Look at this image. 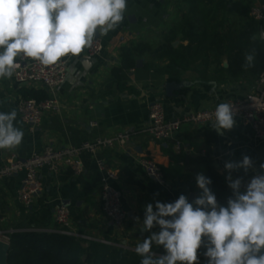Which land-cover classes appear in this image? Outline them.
Masks as SVG:
<instances>
[{
    "label": "crops",
    "instance_id": "crops-1",
    "mask_svg": "<svg viewBox=\"0 0 264 264\" xmlns=\"http://www.w3.org/2000/svg\"><path fill=\"white\" fill-rule=\"evenodd\" d=\"M241 4H247L251 9L264 6V0H245ZM180 5V0H127L124 19L120 24L106 35L98 33L97 39L101 41L103 50L92 57L86 48L80 56L70 57L67 80L57 90L62 111L60 114L45 112L41 124L34 129H30L21 119L20 104L24 99L21 89L43 88L36 84L19 85L13 81V76L0 79V112L16 110L14 126L24 132L18 147L0 149V165L11 154L25 160L48 144L63 147L119 131L133 133L126 145L100 149L95 154L86 153L81 174H75L68 167L57 174L46 168L41 169L39 179L42 190L29 207H25L17 197L23 173L2 178L0 230L36 227L55 231V208L63 204L70 212L73 235L85 239V245L88 241H104L111 229L112 238L122 239L123 246L135 250L136 245L150 235V232L140 230L143 221L141 209L146 204L173 202L181 194L193 201L200 193L194 162L198 153L193 143H201L206 130L211 132L212 155L219 174L227 177L229 173L224 168L225 162L239 161L242 154L252 158L254 167L247 174L243 170L234 171L232 178L243 177V184L246 185L253 175L259 174L260 165L264 163V144L254 139L251 128L236 116L234 127L223 135L212 128L214 121L198 126L183 125L167 142H157L141 131L148 123L149 108L154 102L162 104L168 118L182 117L212 109L222 101L243 98L256 82V78L249 75L203 81L192 71L183 72L178 80L168 79L164 70L167 62L157 58L167 45L160 43V34L179 24ZM251 18L250 15L248 28L259 34L262 25ZM140 40L153 44L154 48L140 58L142 67L136 66L126 73L122 81L124 86L119 87L112 70L121 64V47ZM85 57L96 58L90 69H86L82 63ZM17 62L20 65L19 57ZM146 63H152L153 67L144 68ZM224 64H227L226 61ZM170 82L174 87L168 91L167 84ZM93 121L97 125H91ZM177 140L183 143L181 153L184 159L176 161L171 153H178L175 150ZM141 157H150L165 167L174 162L178 170L176 185L172 186L169 181L167 185H161L150 178L140 165ZM97 159L116 173L111 185L119 191L128 215L125 227L119 233L102 210L101 173L97 168ZM192 186L194 190L190 189ZM151 231L158 232L159 227ZM201 249L205 251L204 247ZM0 264H8L6 253L1 251Z\"/></svg>",
    "mask_w": 264,
    "mask_h": 264
},
{
    "label": "clouds",
    "instance_id": "clouds-1",
    "mask_svg": "<svg viewBox=\"0 0 264 264\" xmlns=\"http://www.w3.org/2000/svg\"><path fill=\"white\" fill-rule=\"evenodd\" d=\"M126 8L127 0H0V79L13 76L21 54L43 66L80 56L98 33L106 35L120 24ZM259 35L264 37V29ZM256 56L255 49L246 52L243 67H254ZM235 115L232 104L219 103L212 128L223 135L234 127ZM16 117L14 109L0 112V149L22 143ZM253 167L243 154L239 161L225 162L232 189L227 206L218 203L211 179L203 174L196 176L201 191L192 202L181 194L174 202L146 204L140 230L150 235L135 247L140 264H199L202 247L207 264H264V163L246 185L243 177L231 175ZM157 226L158 232L151 231ZM154 245L162 246L163 254L157 255Z\"/></svg>",
    "mask_w": 264,
    "mask_h": 264
},
{
    "label": "trees",
    "instance_id": "trees-1",
    "mask_svg": "<svg viewBox=\"0 0 264 264\" xmlns=\"http://www.w3.org/2000/svg\"><path fill=\"white\" fill-rule=\"evenodd\" d=\"M245 0H180L181 20L178 25L160 34V43L167 44L157 58L165 60V73L169 80L180 79L183 72L192 71L200 80H220L224 77L258 78L264 69V39L248 28L250 7L241 4ZM252 19V18H251ZM179 40L177 46L173 43ZM153 44L140 40L123 45L120 50L121 64L114 67L112 75L119 87L127 72L136 68L137 60L152 52ZM256 50L255 66L245 68L244 55ZM226 61L227 66H224ZM146 63L144 68H152ZM24 98L43 99L44 89H21ZM211 132H204L201 143H193L197 156L194 158L196 171L210 178L209 185L220 205L227 206L232 196L226 177L215 167L210 144ZM177 161L184 159L182 153H171ZM174 160V161H175ZM161 166L164 177L176 185L178 173L173 165ZM194 190L195 187L190 188ZM243 187L241 191H243ZM189 202H192L191 200ZM141 209V218L144 217ZM110 229L104 241H88L73 234L59 231H17L10 234L6 261L8 264H140L135 250L122 245V239L112 238ZM157 255L163 254L161 247L153 246ZM199 250V264H207Z\"/></svg>",
    "mask_w": 264,
    "mask_h": 264
},
{
    "label": "built area",
    "instance_id": "built-area-1",
    "mask_svg": "<svg viewBox=\"0 0 264 264\" xmlns=\"http://www.w3.org/2000/svg\"><path fill=\"white\" fill-rule=\"evenodd\" d=\"M251 17L261 23L264 29V6L252 7ZM103 50L101 41L94 38L91 48H88L90 56H96ZM22 57V54H21ZM19 67L13 74V81L19 85H40L47 93L43 99L33 97L24 98L20 104L21 119L30 129L38 127L45 112L60 114L62 106L58 98L57 90L67 80L68 66L71 55L63 57L55 65L43 66L31 58H21ZM230 103L234 106L236 117L248 125L254 139L264 144V69L256 79L254 87L243 98L230 99L220 103ZM219 104V103H218ZM217 104V105H218ZM216 105V106H217ZM215 108L186 114L182 117L168 118L160 102H154L149 108L148 123L141 129L157 142H167L174 138L175 133L186 124L204 125L214 121ZM91 125H97L93 121ZM131 132L119 131L113 135H103L91 140H84L77 145L54 147L46 145L41 151L32 154L22 160L16 154H11L5 163L0 165V180L23 173L20 186L17 190L18 199L29 207L42 190L39 172L46 168L51 173L57 174L64 167L71 168L75 174L83 172V157L86 153H97L100 149L112 148L116 145H126L132 137ZM183 143L175 141V150L179 153ZM140 165L144 172L161 185H167V180L161 169V165L150 157H141ZM97 168L101 173L100 198L105 217L112 223L117 233L123 231L127 220V210L122 204L120 193L111 185L116 178L113 169L108 168L101 159L96 160ZM178 199H173V202ZM55 231L73 234L71 231V216L68 208L59 204L55 208ZM17 231H51L36 227L0 230V242L10 244V234Z\"/></svg>",
    "mask_w": 264,
    "mask_h": 264
},
{
    "label": "water",
    "instance_id": "water-1",
    "mask_svg": "<svg viewBox=\"0 0 264 264\" xmlns=\"http://www.w3.org/2000/svg\"><path fill=\"white\" fill-rule=\"evenodd\" d=\"M262 29H263V28L261 27V30H262ZM95 38H98V34H97V36H96ZM261 38L264 39V37H261ZM178 43H179L178 41H175V42L173 43V46H177ZM95 62H96V58H88V57H85V58L82 59V63H83V65H84V67H85L86 69H90V67L92 66L91 63H95ZM136 66H137L138 68H139V67H142V59H138V60H137V64H136ZM224 66L226 67L227 64H224ZM173 87H174V84H173V83L170 82V83L167 84V89H168V91H170ZM129 216L131 217L132 215L129 214ZM8 248H9V244H6V243H3V242H0V251L3 252L4 254L6 253V256H7Z\"/></svg>",
    "mask_w": 264,
    "mask_h": 264
}]
</instances>
